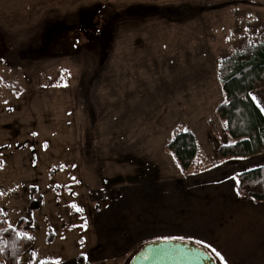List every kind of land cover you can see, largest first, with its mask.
I'll return each mask as SVG.
<instances>
[{"label":"rangeland","instance_id":"obj_1","mask_svg":"<svg viewBox=\"0 0 264 264\" xmlns=\"http://www.w3.org/2000/svg\"><path fill=\"white\" fill-rule=\"evenodd\" d=\"M231 3L0 0V78L9 83L0 86V210L13 228L32 220L35 262L81 255L90 232L83 220L133 181L127 114L191 131L205 163L234 144L216 115L224 101L218 69L260 38L242 27L252 13L222 10ZM110 38L131 39L102 43ZM168 155L171 172L180 171ZM16 264H29L28 253Z\"/></svg>","mask_w":264,"mask_h":264},{"label":"crops","instance_id":"obj_2","mask_svg":"<svg viewBox=\"0 0 264 264\" xmlns=\"http://www.w3.org/2000/svg\"><path fill=\"white\" fill-rule=\"evenodd\" d=\"M220 6L228 12L252 13L254 16L243 17L247 24L242 27L246 26L251 36L260 39L246 43L264 44V0H237V3ZM213 8L211 5L212 11ZM129 39L110 38L102 43L123 44ZM91 43L85 41L83 50ZM251 96L264 115V88L253 91ZM144 103H137V107H143ZM134 110L132 106L128 113ZM126 116L131 128L128 146L133 154V181L119 188L109 208L83 220L90 232L81 239L85 245V249L79 251L81 255L75 254L69 263L58 256L56 262L34 260L32 264H131L139 248L146 244L194 243L195 240L209 244L223 256L221 261L207 249L218 264H264V202L243 198L237 189V176L264 166V153L205 163L200 150L201 166L183 173L180 168L175 171L172 163L174 172H171L166 146L173 136L170 140L162 138L156 127L161 126L160 129L168 133H174L176 127L168 130L159 119L155 127H151L148 120L138 121L136 116ZM198 143L200 148L199 140ZM137 163L143 168L135 167Z\"/></svg>","mask_w":264,"mask_h":264},{"label":"trees","instance_id":"obj_3","mask_svg":"<svg viewBox=\"0 0 264 264\" xmlns=\"http://www.w3.org/2000/svg\"><path fill=\"white\" fill-rule=\"evenodd\" d=\"M218 72L224 101L218 106L216 115L226 122L225 131L235 141L234 144L218 149V160L249 158L263 154L264 115L251 94L264 88V44H246L242 50L226 58L220 64ZM7 84L9 85L0 78V86ZM209 126L214 133H218L219 129L214 121H210ZM166 150L173 155L183 173L201 166L199 143L191 131L176 129ZM237 180L241 197L264 202V166L239 174ZM32 227V220L28 218H21L16 227H10L0 210V261L16 264L20 255L28 253L29 263H33V241L28 234ZM48 231V240L53 241L54 234L52 230Z\"/></svg>","mask_w":264,"mask_h":264},{"label":"water","instance_id":"obj_4","mask_svg":"<svg viewBox=\"0 0 264 264\" xmlns=\"http://www.w3.org/2000/svg\"><path fill=\"white\" fill-rule=\"evenodd\" d=\"M131 264H218L200 245L181 241L150 243L134 256Z\"/></svg>","mask_w":264,"mask_h":264},{"label":"snow or ice","instance_id":"obj_5","mask_svg":"<svg viewBox=\"0 0 264 264\" xmlns=\"http://www.w3.org/2000/svg\"><path fill=\"white\" fill-rule=\"evenodd\" d=\"M253 99H255V97H253ZM262 111H264V108H262ZM73 207H76V206L73 205ZM77 211H82V209L77 208ZM176 239H183V237H177ZM194 243L198 245H202L205 249L210 248L211 252H213L216 257H218L221 261H223L224 259L223 256H221V254L215 248H212L209 244L204 243L203 241H200V240H195Z\"/></svg>","mask_w":264,"mask_h":264}]
</instances>
